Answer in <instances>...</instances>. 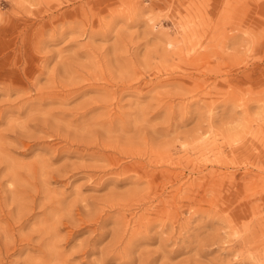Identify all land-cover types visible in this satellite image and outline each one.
Wrapping results in <instances>:
<instances>
[{"label":"rangeland","instance_id":"rangeland-1","mask_svg":"<svg viewBox=\"0 0 264 264\" xmlns=\"http://www.w3.org/2000/svg\"><path fill=\"white\" fill-rule=\"evenodd\" d=\"M0 264H264V0H0Z\"/></svg>","mask_w":264,"mask_h":264}]
</instances>
